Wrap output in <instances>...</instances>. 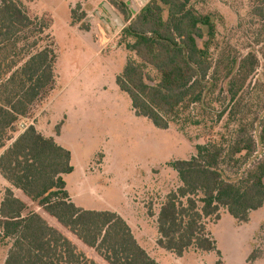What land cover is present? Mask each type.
Wrapping results in <instances>:
<instances>
[{
  "label": "trees",
  "instance_id": "1",
  "mask_svg": "<svg viewBox=\"0 0 264 264\" xmlns=\"http://www.w3.org/2000/svg\"><path fill=\"white\" fill-rule=\"evenodd\" d=\"M124 1L111 4L125 16L122 31L133 40L129 49L138 61L126 63L116 84L130 97L135 116L167 130L222 89L230 104L219 118L233 111L256 71L257 56L238 60L220 48L214 15L199 13L191 0H150L136 15L128 13ZM251 13L264 21V0H254ZM48 27L47 21L32 19L21 0H0V175L11 186L0 204V237L10 241L4 264H158L117 213L85 210L72 202L64 179L74 170L69 150L32 125L16 135L20 119L54 85V50L38 49L35 40L28 43L35 30L42 37ZM146 67L156 71L157 83ZM56 134H61L60 124ZM260 139L264 143V123ZM196 150L191 159L172 164L181 186L166 195L156 217L157 246L177 257L192 248L217 251L206 220L219 221L221 208L245 223L250 212L264 206V159L240 178L227 173L256 152L250 131L240 128L231 142L211 140ZM148 215L155 216L151 206ZM255 257L251 254L249 261Z\"/></svg>",
  "mask_w": 264,
  "mask_h": 264
},
{
  "label": "rangeland",
  "instance_id": "2",
  "mask_svg": "<svg viewBox=\"0 0 264 264\" xmlns=\"http://www.w3.org/2000/svg\"><path fill=\"white\" fill-rule=\"evenodd\" d=\"M21 1L32 19L49 24L42 37L35 30L28 43L37 41L40 50L50 46L56 61L53 88L20 119L16 135L32 125L71 152L74 170L64 179L72 202L85 210L117 213L159 264H264V206L250 212L245 223L235 220L225 208L220 210L219 221L207 219V231L217 251L192 248L177 257L155 243L160 206L167 194L181 186L172 167L175 161L191 159L197 146L211 140L231 142L240 128L250 131L257 150L251 158L229 167L228 175L240 178L264 159L260 139L264 123V21L251 13L254 0H191L199 13L214 15L220 48L231 51L238 60L254 53L258 65L233 111L229 109L219 118L230 104L222 89L207 98L204 108L193 107L190 118L183 116L167 130L135 116L130 97L116 84L126 63L138 59L129 49L133 40L122 31L127 23L113 29L102 20L106 13L102 4L107 3L125 21L111 0ZM140 1L125 0L128 13L136 15L150 0ZM198 42L202 46L203 41ZM145 71L157 83L156 71L151 67ZM59 124L61 134L57 136ZM10 187L0 175V202ZM15 194L28 202L21 192ZM150 206L154 217L148 215ZM37 212L43 214L40 209ZM47 221L63 231L54 220ZM9 248L10 241L0 237V264H4ZM86 251L96 257L94 251ZM253 253L256 257L249 261Z\"/></svg>",
  "mask_w": 264,
  "mask_h": 264
},
{
  "label": "water",
  "instance_id": "3",
  "mask_svg": "<svg viewBox=\"0 0 264 264\" xmlns=\"http://www.w3.org/2000/svg\"><path fill=\"white\" fill-rule=\"evenodd\" d=\"M140 4H143V1H140ZM103 8L106 11V13L103 15V22L107 25L112 26L113 28L121 27L123 28L125 26L124 21L120 17V15L115 12L111 6L107 3H103Z\"/></svg>",
  "mask_w": 264,
  "mask_h": 264
},
{
  "label": "crops",
  "instance_id": "4",
  "mask_svg": "<svg viewBox=\"0 0 264 264\" xmlns=\"http://www.w3.org/2000/svg\"><path fill=\"white\" fill-rule=\"evenodd\" d=\"M103 5V4H102ZM105 24V23H104ZM107 27H111V28H113L112 26H110V25H107V24H105ZM114 29V28H113ZM13 189V188H12ZM13 191H14V193H15V191H18V190H16V189H13ZM20 192V191H19ZM22 194V193H21ZM17 197H20V196H18L17 194H15ZM24 197V196H23ZM21 198V197H20ZM3 200V199H2ZM24 200V199H23ZM72 200V199H71ZM2 202V201H1ZM1 202H0V204H1ZM47 220H49V218H46ZM129 226L131 227V230H132V233H133V235H134V237H135V239L138 241V243H140L142 246H146L144 243H141L140 241H139V239H138V237H137V235L135 234V232H134V230H133V228H132V226L129 224ZM158 239V238H157ZM157 239H156V241H155V243L157 242ZM139 244V245H140ZM140 245V246H141ZM141 246V247H142ZM156 247H158L157 246V244H156ZM143 248V247H142ZM159 248V247H158ZM144 249V248H143ZM160 249V248H159ZM145 250V249H144ZM163 250V249H162ZM148 253L150 254L149 256L151 257V253H150V250L148 251ZM159 264V263H158Z\"/></svg>",
  "mask_w": 264,
  "mask_h": 264
}]
</instances>
